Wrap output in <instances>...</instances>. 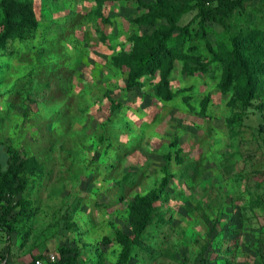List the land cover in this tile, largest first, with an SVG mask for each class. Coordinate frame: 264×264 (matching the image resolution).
<instances>
[{"label":"rangeland","instance_id":"1","mask_svg":"<svg viewBox=\"0 0 264 264\" xmlns=\"http://www.w3.org/2000/svg\"><path fill=\"white\" fill-rule=\"evenodd\" d=\"M153 1L33 0V35L0 51V169L10 148L28 161L15 199L32 203L1 229L7 264L63 248L74 264H264V54L247 97L219 56L229 33L207 22L199 63L176 59L158 88L160 70L138 78L127 59L165 23L134 22ZM232 23L263 27L264 0ZM148 192L153 221L135 234L129 207Z\"/></svg>","mask_w":264,"mask_h":264},{"label":"trees","instance_id":"2","mask_svg":"<svg viewBox=\"0 0 264 264\" xmlns=\"http://www.w3.org/2000/svg\"><path fill=\"white\" fill-rule=\"evenodd\" d=\"M247 1L154 0L147 4L142 3L147 10L136 17L134 22L156 24L157 21L164 20L165 23H159L150 33L134 36L133 48L127 54L133 73L139 78L160 70L162 79L157 87H162L176 59L183 60L185 64L190 60L199 63L200 55L193 53L203 43L209 46L207 22H215L224 28V32L229 33L228 42L219 38V56L228 62V68H233L236 81L249 97L255 90H259L254 73L259 70V53L264 54V26L259 28L257 25L253 29H237L232 32L230 24L244 12ZM195 8H198V12L193 21L179 25L182 17ZM196 21L197 26L193 27L192 24ZM36 22L33 0H0V51L11 41L32 36ZM258 41L262 44L259 45ZM200 67L203 70L207 68L206 65ZM165 92L166 88L161 91L163 94ZM9 152L11 159L7 168L0 169V223L5 224L1 229H5L8 234L13 230L11 220L17 215L28 216L32 208L30 200L22 197L15 199L16 195L27 188L29 163L18 151L10 148ZM155 201L156 193L148 192L138 196L130 204L129 218L135 234H139L152 223ZM60 252V260L52 264L76 262L77 253L70 257L65 256L70 252L69 249L63 248Z\"/></svg>","mask_w":264,"mask_h":264},{"label":"crops","instance_id":"3","mask_svg":"<svg viewBox=\"0 0 264 264\" xmlns=\"http://www.w3.org/2000/svg\"><path fill=\"white\" fill-rule=\"evenodd\" d=\"M0 238H1V228H0ZM1 241H0V254H1ZM7 261V262H6ZM8 263V260L5 258V259H2V257L0 256V264H7Z\"/></svg>","mask_w":264,"mask_h":264},{"label":"built area","instance_id":"4","mask_svg":"<svg viewBox=\"0 0 264 264\" xmlns=\"http://www.w3.org/2000/svg\"><path fill=\"white\" fill-rule=\"evenodd\" d=\"M29 264H45V263L42 260H35V261H33V262L29 263Z\"/></svg>","mask_w":264,"mask_h":264}]
</instances>
